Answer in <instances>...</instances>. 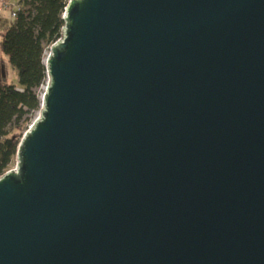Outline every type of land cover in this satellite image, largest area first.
<instances>
[{"label":"water","instance_id":"water-1","mask_svg":"<svg viewBox=\"0 0 264 264\" xmlns=\"http://www.w3.org/2000/svg\"><path fill=\"white\" fill-rule=\"evenodd\" d=\"M63 21L0 177V264H264V0Z\"/></svg>","mask_w":264,"mask_h":264},{"label":"trees","instance_id":"trees-1","mask_svg":"<svg viewBox=\"0 0 264 264\" xmlns=\"http://www.w3.org/2000/svg\"><path fill=\"white\" fill-rule=\"evenodd\" d=\"M69 0H18L13 24L1 35L0 49L16 69L18 87L0 81V177L40 108L38 89L44 84L45 51L63 36V15Z\"/></svg>","mask_w":264,"mask_h":264},{"label":"rangeland","instance_id":"rangeland-1","mask_svg":"<svg viewBox=\"0 0 264 264\" xmlns=\"http://www.w3.org/2000/svg\"><path fill=\"white\" fill-rule=\"evenodd\" d=\"M17 3H18V0H0V6L3 4L9 5L6 9H4L3 11L0 12V42H1V35L4 32V30L9 28L14 22L13 18L11 17V12L16 7ZM48 52L49 51H45L44 57L48 54ZM0 81L2 83L8 84V85L18 87L17 71L9 63L7 57L1 52V49H0ZM48 85H49V79L46 77L44 84L37 91L38 96H39V100H40L41 94L43 93L42 88L46 89V87ZM41 110H42V107H41V101H40V108H39V110L32 113L31 122H30L28 128L36 119H38L41 116L40 115ZM28 128H27V130H28ZM16 165H17V159L15 156L12 158L11 163L8 166L5 173H7L11 170H15Z\"/></svg>","mask_w":264,"mask_h":264},{"label":"built area","instance_id":"built-area-1","mask_svg":"<svg viewBox=\"0 0 264 264\" xmlns=\"http://www.w3.org/2000/svg\"><path fill=\"white\" fill-rule=\"evenodd\" d=\"M9 5L3 4L0 6V12L6 9ZM19 10V7L16 5V7L11 12V17L14 19L16 17V12Z\"/></svg>","mask_w":264,"mask_h":264},{"label":"bare ground","instance_id":"bare-ground-1","mask_svg":"<svg viewBox=\"0 0 264 264\" xmlns=\"http://www.w3.org/2000/svg\"><path fill=\"white\" fill-rule=\"evenodd\" d=\"M46 60H47V55L44 57V59H43V63H44V65H46ZM45 91H46V89L45 88H42V94H41V98H42V95L45 93ZM40 98V99H41Z\"/></svg>","mask_w":264,"mask_h":264}]
</instances>
